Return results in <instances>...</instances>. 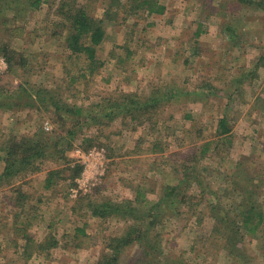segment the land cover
<instances>
[{
    "label": "rangeland",
    "instance_id": "rangeland-1",
    "mask_svg": "<svg viewBox=\"0 0 264 264\" xmlns=\"http://www.w3.org/2000/svg\"><path fill=\"white\" fill-rule=\"evenodd\" d=\"M36 1L38 7L33 5ZM160 1L166 6V13L161 17H146L139 24L148 25L139 36L148 41L151 48L153 45L152 49L136 45L138 35L133 39L128 37L126 30L132 22L127 27H107L111 35L98 49L101 59H107L115 45V54L124 57L126 49L135 54L124 63L123 70L115 69L114 60H108L109 63L89 80H79L69 90L61 79L65 49L41 36L45 20L53 19L45 0H0V45L6 42L16 47L29 67H33L21 80L26 79L33 85L54 86L62 94L63 101L80 105L85 110V106L97 103L100 98L121 91L137 93L141 98H146L151 91L166 88L178 94L151 107L147 112L150 120L137 125L136 129L131 123L121 129L117 120L109 127L84 126L73 130L76 138L72 150L65 154L66 159L56 163L42 162L39 172L17 180L14 186H20L24 193L42 197L41 221L25 232L36 242L51 234L59 245L42 254L33 253L29 259L22 258L21 251L13 244L12 227L1 225L0 264L95 263L105 244L101 238L104 233L114 235L131 224L140 225L132 218L123 219V222L116 219L103 222L92 217L88 203L94 205L103 199L115 203L132 201L138 217L144 219L141 226L148 230L151 226H146L151 217L147 214L155 213L157 220L163 221L155 224L153 230L161 233L165 256L167 253L172 257L182 255L183 264H231L230 259L225 258L222 241L210 235L215 224L210 217L223 206L219 213L228 212L232 219L233 208L241 200L239 190H243L242 187H250L249 197L264 208V65L255 68L259 55L264 53V11L238 9L234 5L228 8V0H223L222 5L229 10L226 15L222 11L208 14L201 0ZM95 4L93 15L101 17L106 0H98ZM215 4L211 1L213 7ZM197 25H202L203 33L194 38L191 34ZM226 26L235 28L234 39L224 32ZM22 28L25 30L23 37L15 38ZM33 31L36 33L30 35ZM157 37H160L159 43L155 42ZM197 47L202 50L197 51ZM6 71L7 64L0 75ZM19 82L16 77L14 88ZM7 114L0 110L2 133L21 134L34 131L40 125L45 134L50 136L57 130L59 135L49 114H45L38 125L37 115L26 122L23 113L16 118V128L5 121ZM222 116L227 117L231 133L218 141L212 136L214 121ZM86 136L97 139L93 146L82 143ZM154 140L164 143L162 153H148L149 143ZM93 149L102 152V166L87 168L85 178L88 181L79 188L77 182L85 170L83 161ZM67 160L72 165L82 166L74 180L70 179L72 173L67 171ZM238 165L244 166V171H239ZM182 166L192 176L191 180L184 179L186 173ZM51 170H61L62 176L55 180L51 190H46L44 179ZM138 185H143V194L136 201ZM178 185L185 201L164 208L162 193ZM10 187L13 186L7 189ZM5 189H0V218L9 212L11 205L8 197L12 192ZM219 224L215 225L219 229H226L228 225L227 222ZM76 227L84 228L90 237L83 239L80 245L72 238ZM263 228L264 224L256 235H240L234 245L238 259L232 264H264V240H260ZM22 236L20 233L14 240L17 247L24 242ZM78 238L81 240L80 236ZM137 250L138 245L128 247L120 255L121 264H129ZM171 259L169 264H174L175 259Z\"/></svg>",
    "mask_w": 264,
    "mask_h": 264
},
{
    "label": "trees",
    "instance_id": "trees-1",
    "mask_svg": "<svg viewBox=\"0 0 264 264\" xmlns=\"http://www.w3.org/2000/svg\"><path fill=\"white\" fill-rule=\"evenodd\" d=\"M87 1L89 3L86 0H45L48 12L53 14V19L47 18L45 20L41 36L46 41L49 40L65 49L66 55L61 62V79L69 90L79 80H89L90 77L109 63L108 60H114L115 69L123 70L124 63L130 61L135 54L133 50L128 49H126L124 57L115 54V45L109 52L108 58L101 59L97 54L98 49L103 46L105 40L111 35L107 31V27H127L132 22L126 30L128 37L133 39L138 35V38L135 39L136 45L139 44L144 46L145 50H149L151 48L150 43L139 36L140 32L146 31L145 28L148 25L140 26L139 24L146 17H161L166 13V6L160 0H106V6L101 17H95L93 12L96 7L95 3L98 0ZM211 1L216 2L215 7L211 5ZM224 1L201 0V3L205 5L208 14L217 13L218 11L227 14L229 10L226 11V5H222ZM33 5L38 7L39 2L36 1V4L33 3ZM229 5H234L238 9L256 8L264 11V0H228V8ZM224 30L229 37L235 38V28L226 26ZM24 31L23 29L15 38H22ZM33 33H36V31L29 32L30 35ZM202 33V25H197L191 36L197 38ZM159 41L160 37H157L155 42L159 43ZM200 50L202 48L197 47V51ZM0 56L5 59L7 64V71L0 75V110L8 113L5 115V121L9 126L16 128L18 127L16 118L25 113L26 122L29 119L31 120L33 115H37L39 125V121L46 117L45 114H49L52 122L56 124L59 130V135H57L56 130L50 136L43 132L40 125L34 131H22L21 134L13 133V131L10 134H5L0 131V189L6 188L5 191L12 192L8 197L9 204H11L9 205L10 210L0 218V227L9 225L12 227L14 247L18 248L19 252L21 251L18 254L22 258L29 259L33 253H45L56 249L59 244L56 237L51 234H47L43 241L36 242L25 232L34 223L41 221L42 210L40 204L42 197L41 195L38 198L32 197L28 193H24L20 186H14L17 180L28 174L39 172L42 162L52 161L56 163L66 159L65 154L72 150L73 140L76 138L73 130L82 129L84 126L88 128L109 127L117 120L120 121L121 129L129 123L133 124L136 129L137 125L150 120L147 112L151 107H155L160 100H169L170 97H175L178 94L176 91L172 92L166 88L151 91L146 98H141L137 93L121 91L100 98L97 103L85 106L87 107L85 110L80 105L75 103L70 105L63 101L62 94L54 86L33 85L26 82V79L21 80L23 76L32 71L33 67H29V63L17 52L16 47H11L6 42L2 43L0 45ZM263 65L264 53L259 55L255 68ZM130 76L126 78L127 81ZM16 77L20 82L14 88ZM77 93H80V91ZM88 107L91 110L88 111ZM188 117L186 115V118ZM146 118L148 119L146 120ZM214 123L216 125L212 136L216 140L219 141L220 137L230 135L231 128L228 125L226 116L218 117ZM134 127H132V130H135ZM96 141L97 139L94 140L91 136L82 139V143L87 147L93 146ZM149 144L147 150L149 154H158L164 151V143L161 141L154 140ZM67 166V171L72 173L70 179L74 180L80 174L82 166L78 163L72 165L69 160H67ZM184 169L186 168L182 166V170ZM237 169L244 171V166L240 168L238 165ZM185 173L184 179L191 180L192 176L186 171ZM61 174V170L49 171L44 179L43 188L51 190L55 180L62 176ZM181 184H183V181H181ZM9 186L13 187L7 189ZM136 187L138 189L135 190V195L136 201H138L137 197L143 194L141 191L143 185ZM242 188L243 190H239L241 200L233 208L234 216L232 219H230L228 212L223 213L220 211L221 213H219V209L223 210V206H220L217 210L215 209L217 213L210 217L215 223L212 226L210 235L216 237L217 241H222V249L224 248V251H226L225 258L230 259L231 264L237 262L238 259L234 245L240 240V235H256L260 226L264 224V208H261L249 197L250 187L248 189ZM179 189V185L177 187L170 186L165 190V193H162L161 200L165 203L164 208L169 209L176 202L185 201L186 197ZM35 202L37 203L35 204ZM79 203H82L81 199H79ZM79 205L77 206L79 207ZM87 208L91 209L89 212L92 217L103 222L108 219L123 222V219L127 220L129 218L140 222V225L132 226L131 224L118 234L106 236L104 233L101 237L102 242L105 243L104 247L99 250L98 258L93 264H121L120 255L132 245H138L139 250H137L135 257L129 261V264H169L173 261L171 258L175 259L174 264H183L180 260H183L182 255L172 257V254L167 253V256H165L161 233L153 230L155 224H161L163 221L161 219L157 220L155 213L149 212L147 214L151 217L146 226H151V229L148 230L141 226L144 219L138 217V210L133 206L132 201L115 203L109 199H103L100 203L94 205L88 203ZM225 222L228 223L227 230L215 226ZM261 232L262 238L260 237V240H264V228ZM20 233H23L24 242L17 247L14 240ZM72 238L78 243L77 245H80L83 243V239L90 237L86 235L84 228L76 227ZM62 246L66 247L68 245ZM202 250L206 252L205 249Z\"/></svg>",
    "mask_w": 264,
    "mask_h": 264
},
{
    "label": "built area",
    "instance_id": "built-area-1",
    "mask_svg": "<svg viewBox=\"0 0 264 264\" xmlns=\"http://www.w3.org/2000/svg\"><path fill=\"white\" fill-rule=\"evenodd\" d=\"M6 66L5 61L0 57V71L3 69V67ZM46 130H48L47 127H45ZM102 161H103V154L102 152L96 151V149H93L91 151L88 152V154L86 155L83 164L85 166V170L83 171L82 175H81V180L80 182H77L79 185V188L81 186H85V183L88 181L85 178L86 175V169L87 168H97V165H100L99 167L102 166Z\"/></svg>",
    "mask_w": 264,
    "mask_h": 264
}]
</instances>
